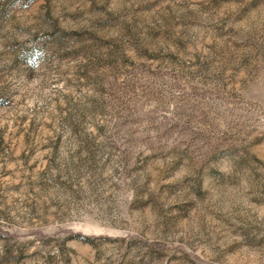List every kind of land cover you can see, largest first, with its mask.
<instances>
[{
	"label": "rangeland",
	"instance_id": "374dc122",
	"mask_svg": "<svg viewBox=\"0 0 264 264\" xmlns=\"http://www.w3.org/2000/svg\"><path fill=\"white\" fill-rule=\"evenodd\" d=\"M0 264H264V0H0Z\"/></svg>",
	"mask_w": 264,
	"mask_h": 264
}]
</instances>
